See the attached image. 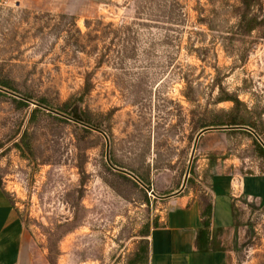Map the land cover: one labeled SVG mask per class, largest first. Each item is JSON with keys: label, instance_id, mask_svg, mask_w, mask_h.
I'll return each mask as SVG.
<instances>
[{"label": "rangeland", "instance_id": "1", "mask_svg": "<svg viewBox=\"0 0 264 264\" xmlns=\"http://www.w3.org/2000/svg\"><path fill=\"white\" fill-rule=\"evenodd\" d=\"M163 1L0 0V81L49 105L0 90V184L31 264H128L165 196L213 175L237 194L243 176H264L253 145L255 131L264 144V25L237 36L219 1ZM173 8L178 24L163 13ZM230 121L253 132L209 130L192 152L203 126ZM233 205L219 233L229 264H264V201L242 193Z\"/></svg>", "mask_w": 264, "mask_h": 264}, {"label": "crops", "instance_id": "2", "mask_svg": "<svg viewBox=\"0 0 264 264\" xmlns=\"http://www.w3.org/2000/svg\"><path fill=\"white\" fill-rule=\"evenodd\" d=\"M202 144L205 151L213 148L207 139ZM210 181L211 186L205 189L212 200L211 249L195 247V237L202 226L200 192L191 190L165 198L166 211L159 219L162 226L150 229L147 237L148 264H229L219 230L233 227L232 202L239 194H251L264 201V176L255 173L243 176V189L237 194L231 190L229 177L213 175ZM6 193L0 184V264H31L30 238Z\"/></svg>", "mask_w": 264, "mask_h": 264}, {"label": "trees", "instance_id": "3", "mask_svg": "<svg viewBox=\"0 0 264 264\" xmlns=\"http://www.w3.org/2000/svg\"><path fill=\"white\" fill-rule=\"evenodd\" d=\"M160 1H161V6L157 2L158 4L157 8L158 9L166 8L167 6H166L165 1L163 0H160ZM216 1H219L218 7L221 9L223 13L222 16L225 18L223 22H225L226 24H229V19L233 20V23L230 24V27L231 29L235 30V34L237 36H247L251 34L254 30L264 25V16H263L264 0H235L232 2H230V0H216ZM175 4L177 5L176 2ZM168 7L170 8L171 6H168ZM163 13H168V15H166L165 17L167 20L166 21L167 23H177V22L183 21L182 19L183 15H181V13H177L174 10V8L170 12L164 11ZM215 14L216 16L218 15L217 12ZM175 16L179 19H176ZM208 17L209 15H207L206 17H199L198 22L200 23L202 22L203 24H207L209 26L212 20L210 18L208 19ZM0 88L5 89L12 93L16 92L9 86L7 82H4V81H0ZM20 97L22 98L23 101L25 100V101L34 102L42 108L49 109V105L47 104L46 99H39V100L33 101L32 98L25 96V95H22ZM19 102L21 104H25L22 101H19ZM86 124L89 125L88 122H86ZM219 127L241 128V129H246L250 131L253 130L252 127L246 124H238L236 121H230L227 124L218 123V124H213V125H205L202 127V129L204 130L208 128H219ZM255 133L253 134L258 137L259 134L256 131ZM253 145L259 151L260 156L264 158V148L255 139H253ZM137 180L142 185L148 187V183H146L144 180H141V179H137ZM190 182L193 184V179H189L187 181V185L188 184L190 185ZM210 186H211V181L209 180L206 188H209ZM198 191L200 192L199 193V208H200V218H201L202 226L195 237L194 243H195V247L198 250L211 249L212 244L210 242V234H211L210 227H211V219H212V200H211L210 194L208 193L206 189L203 191L202 190L201 191L198 190ZM6 195L9 197L8 193H6ZM232 211H233V216L235 217L236 211L234 209L233 202H232ZM161 226H162L161 224L156 223L153 228H157ZM149 229H150L149 226H147L145 230L142 231L141 233L142 239L138 243L136 250L134 254L132 255V257L130 258L128 264H148L149 243H148L147 237L149 236V231H150ZM219 231L221 232L222 230H219Z\"/></svg>", "mask_w": 264, "mask_h": 264}, {"label": "water", "instance_id": "4", "mask_svg": "<svg viewBox=\"0 0 264 264\" xmlns=\"http://www.w3.org/2000/svg\"><path fill=\"white\" fill-rule=\"evenodd\" d=\"M0 90L3 91V92H7V93H9V94H11V95H14V96H16V97L22 99L20 96L14 94V93H12V92H9V91H7V90H5V89H1V88H0ZM31 103L37 105V104L34 103V102H31ZM50 111H52V110H50ZM52 112H54V111H52ZM75 119H76V121H78L79 123L83 124L79 115H75ZM83 125H84V124H83ZM92 129H93V128H92ZM225 129H232V128L220 127V128H208V129H204V130H202V131L197 135V137H196V139H195V142H194V146H193V150H192V152L195 151V148H196V145H197L198 139H199L200 135H201L203 132H206V131H209V130H225ZM233 129H234V128H233ZM94 130L97 131V132H99V133H101L102 135H105V134H104L102 131H100V130H96V129H94ZM255 137L257 138V140L259 141V143H260V144L263 146V148H264V144L262 143V141H261L256 135H255ZM105 139H106V144H107V146H106V157H108L109 145H108L107 138H105ZM191 158H192V156H191ZM190 164H191V160L189 161V165H188V168H187V171H186V177H185L184 182H183L182 187H181L182 189L184 188L185 183H186V179H187V176H188V173H189V169H190ZM112 167H113V166H112ZM116 169H117V168H116ZM117 170H118V171H121V172H124L125 174H127V175H129V176H131V177H133L134 179L137 180V178L134 177L131 173H129V172L125 171V170H121V169H117ZM148 191H149V189H148ZM150 192H152V191L150 190ZM173 195H176V194H172V195H170V196H173ZM165 197H169V196H165ZM165 197H161V198H165Z\"/></svg>", "mask_w": 264, "mask_h": 264}]
</instances>
